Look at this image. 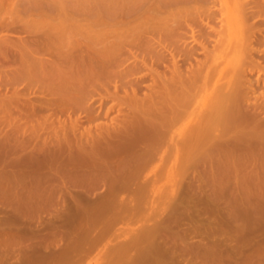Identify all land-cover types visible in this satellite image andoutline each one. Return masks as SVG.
Masks as SVG:
<instances>
[{
    "label": "bare ground",
    "instance_id": "6f19581e",
    "mask_svg": "<svg viewBox=\"0 0 264 264\" xmlns=\"http://www.w3.org/2000/svg\"><path fill=\"white\" fill-rule=\"evenodd\" d=\"M16 1L0 0V39L13 47L11 59L19 61L24 74L57 80L53 86L65 94L56 100L66 109L78 107L89 120L109 114L116 105H121L118 112L124 119L113 132L108 123L82 132L72 116L64 123L59 139L75 148L69 158H83L90 168L110 173L104 181L110 188L109 193L104 191L108 197L100 196L104 199L98 198L101 203L91 208V203L87 207L79 202L78 208L74 204L77 209L72 208L82 216L78 220L71 213L60 221L46 218L30 233L15 235L17 247L6 251L0 264H77L84 251L76 248L78 239L88 249L103 241L107 245L96 264H183L186 259L184 264H247L261 255L264 121L249 115L253 109L244 113L241 103L255 70L257 81L264 85V0H71V6L69 0H57L59 18L53 16L57 25L47 23L44 14L45 24L40 22L42 16L37 19L44 28L20 25L21 30L15 26L18 21H7L5 16V12H17L12 9L22 3ZM28 1L36 6L38 0ZM52 8L47 10L49 16L57 14ZM54 18L48 19L54 22ZM2 42L0 50L5 46ZM40 48L48 50L47 57L34 55ZM201 51L203 58L195 55ZM94 81L102 89L101 101L111 105H89L93 97L82 93ZM32 92L25 94L23 103L34 112ZM118 130L129 137L143 136L145 145L132 148L123 140L128 149L113 156L111 152L119 146L113 148L111 143H122L121 138L112 141ZM33 137L38 140L41 135ZM22 142L27 144L29 139ZM151 162L156 164L146 170ZM190 166H203V176L221 184L214 198L203 201V192L191 193ZM175 175L183 184L166 216H151L130 226L138 208L160 197L158 183ZM171 190L175 192L174 187ZM122 193L130 197L128 202ZM203 220L212 227L214 239L210 243H203V238L188 240L193 233L188 231L190 225L187 230L183 226L188 221L203 232ZM11 226L8 217L0 218V231ZM95 230L102 231L100 236L104 231L109 234L99 238ZM59 240L65 244L56 249Z\"/></svg>",
    "mask_w": 264,
    "mask_h": 264
},
{
    "label": "rangeland",
    "instance_id": "374dc122",
    "mask_svg": "<svg viewBox=\"0 0 264 264\" xmlns=\"http://www.w3.org/2000/svg\"><path fill=\"white\" fill-rule=\"evenodd\" d=\"M27 1L28 0H26V3L29 4V1L28 2ZM38 1L36 6L32 4L33 1L32 2L30 1L31 3L27 6L24 0H17L16 3H22V5L18 4L19 6H16V8L17 7L21 8L23 6V2L24 5L26 4V7H23L22 10L19 9V12L18 9L16 10V8L15 10L14 9L12 10L17 11L20 15L21 14L22 15L20 16L17 12H12V11H10L9 13L8 11L5 12V14L7 13L5 16H7L8 19L6 17L5 18L7 19V21L11 19V21L10 20L9 21L14 23L18 21L15 25L17 26V29H19L18 27H21L20 25H22V27L26 25L28 28L30 26H33L31 28H35L38 25L37 27L42 28L43 27L42 23H44L42 21H45L46 19H47V23L49 22V24L51 23L54 24L57 20V19L55 20L54 17L59 18L57 8L59 7V3H60L59 1L61 0L58 1L59 2L57 5L58 7L56 6L57 3H55L57 2V0L56 1L38 0ZM45 1L49 3L47 2L45 3ZM70 1L71 0H69V2ZM76 1L74 0L73 2ZM62 2L65 1L62 0ZM49 4L52 5L49 6ZM61 4L64 6H68L65 5V3H61ZM69 5L71 6V2ZM29 6L31 7L28 8ZM52 6L55 7L52 8ZM49 8H52V10H50L51 12L56 11L57 14L53 12L54 15L51 14L52 16H49L48 15L49 12L47 11ZM41 10H43L44 12H42ZM34 11L35 12L37 11L36 14L34 13ZM38 11L41 15L38 13ZM30 12H32L33 14L32 13L30 14ZM44 14L48 16V17L46 16V19ZM38 15L39 17L42 16L44 20L40 19ZM20 17H23L24 19L20 20ZM50 17L54 18V22H51L50 21L51 19H48ZM38 18L40 19L42 25L39 24L40 22L37 20ZM13 20H16V22ZM263 20H262L263 24L259 22V24L262 25V28H264ZM49 24L47 25L49 26ZM23 33L25 34V32ZM63 35H68V34L64 33ZM27 40H29V38H27ZM1 42L2 39H0V43ZM3 42L5 41L3 40ZM2 45H5V43H3ZM12 48L13 47L11 46L5 45L4 49L0 50V218L8 217V219H10L13 222V226L7 228L6 231L4 232L0 231V261L5 257L6 251L12 250L17 247L16 245H13V239H15L14 238L15 235H20L23 232L30 233L31 229L35 225H38L41 221H43L46 218L49 219L51 217H56L54 218V220L55 219L59 220L61 219L60 217L64 218V215L67 216V214L70 215L71 213L72 214L71 216L74 218H76L78 215L76 219L78 220L80 213L74 209L78 208L79 202H80V206L82 205L81 202H83V205L86 204L84 206L87 207L91 203L90 204L91 206L89 207L91 208L95 206L94 204H97L98 202L101 203L100 200L101 199L103 200L104 198H101L100 196L108 197L107 194H106L107 196L104 195V193H106L108 190L107 189L108 185L104 181L105 179H109V178H105V176H109L110 173L106 169L105 171H107L109 174L104 172V169H98V171L101 170L99 173L96 169H94V167L90 168L88 166V164L90 165V162L83 158H73V159L69 158L71 152H73L75 148L67 144L63 140L61 141L59 139V137L61 136V131L64 123L70 122V116H72V118L74 119L75 118L77 119L79 130L85 133H88L90 128L92 130L96 129L98 125L97 123H108L112 127L110 128L112 131V129H114L115 125L117 124V122L121 120L122 117H123L122 119H124L123 114L119 115L118 112V109L121 107V105L118 106L116 105L115 107H113V109L110 110L109 114L102 113L95 120H89L87 113L77 109L78 107L74 111L72 109H66L62 107L60 105V102L57 100H59L62 97V95L65 94V92L61 93V91H58V89H56L53 86V84H56V82L58 81L57 80L53 81L51 80V78H47V76L40 74L33 77H29L27 74H24L23 70L20 68L21 65L19 61H13L11 59L14 57V55L13 56L11 55L14 53L11 50ZM196 50L199 51L200 49H196ZM47 52L48 50H46L45 48L44 49L40 48L33 53L34 55L39 57L41 56L47 57ZM197 52L195 55L199 58L200 57L203 58L201 56L203 52L201 51L202 53H200V55ZM257 59H259V56L257 57ZM263 59L264 58L261 59V62L264 63ZM15 68L18 69L17 72H13ZM253 73H254V77L253 74L249 75L250 77H252L251 79L249 77V79L250 80L253 79V82L251 81L252 84L250 80H248V82L246 83V85L249 84V86L253 88L247 86L250 92L247 90L248 94L245 95L247 99L244 97L242 101L244 103H241V108L242 111H244V113L247 112L248 114L253 109L252 111H254L256 115L254 114V112L253 113L251 112L249 115L250 116L253 115L252 117H254L256 120L259 119L264 121V106L262 104L263 100L261 95L262 92L264 91V85L262 83V80H259L260 82L257 81L256 70ZM96 82L98 81L88 82L87 86L84 87V91L82 93L83 95L86 94L87 98L89 96L93 97L91 100L88 99V101H91L89 105H92L93 107H99L102 102H106V101H101L100 92L102 89L98 87L96 88V86L94 85ZM148 82H151V80ZM258 85L262 86L261 88L262 90L260 89L261 86L259 87ZM95 88L96 90H93ZM31 89L35 91L30 94V101L34 104L35 107L34 112L30 111L31 109L28 107L29 105H26L25 102L23 103L25 94L31 91ZM86 97L85 100H87ZM251 102L254 105L253 104L251 105ZM111 103H112L111 101H108L105 103V105H111ZM85 104L87 105V103ZM246 104L247 105L250 104L251 106L249 105L248 107L246 106ZM261 104L262 107L260 108ZM244 107H247V111H245L246 109H244ZM260 117L262 118L260 119ZM117 127L119 126L117 125ZM118 131L120 132V130ZM118 131H116L118 134L114 132L117 136V139L116 137H114L115 134L113 133L114 136H112V138L115 139L112 141L115 142L116 140L117 142H120V138H121L122 143L121 142H120L121 144L120 143L115 144L116 142L111 143L112 144L111 146H113V148L119 146V150L117 147L115 151L111 152L112 155L115 152H116V156L117 153L122 154V152H124L123 150L126 151L128 149L126 148L128 143H131L128 144V146L132 148L133 147L135 148L137 146L142 147L145 145L144 141H141V138L142 140H145L143 136L140 137V135L135 133L136 134L135 135L136 140H135L133 136L134 133L130 134L131 137L130 138L128 135L129 133L126 135L125 134L126 132L124 130H123V132H125L124 134L128 137H124L125 135L123 134V132L122 133L120 132L121 133L120 134ZM37 134L41 135V138L38 140L33 137V135L37 136ZM123 137L126 139H124ZM23 138L29 139V142L27 144H24L22 142ZM123 140L125 142L128 141L125 147L123 146L125 145V142ZM142 143H144V145ZM109 144L110 143L108 142V145ZM155 164L156 162H151L146 170L150 169ZM197 169H195L193 166H190L188 169L189 172L191 173L188 174L189 180H187L189 182L190 190H193L191 191V193L203 192V201L205 200V198H214L216 195L215 191L220 190L221 184L213 177L203 176V166ZM94 170L97 172H94ZM198 171L201 172V177L198 175L199 173ZM98 173L100 177L96 175ZM196 174L198 177L196 176ZM96 176L99 178H97ZM38 178L41 179L39 182H36ZM106 181L108 183L109 180ZM182 184H183V180H181L180 175H175L173 178H170L167 181H160L158 183V188H160L161 191L160 197L152 205L149 206L143 205L141 208H138L134 213L133 219L130 221L129 225L132 227L136 226L139 223L147 221V219L151 218V216L154 218L155 217L159 218L160 216L163 215L162 217H165L170 209L171 203L177 197L176 193L180 191ZM172 187L175 188V192L173 193L171 190ZM37 189L38 191H36ZM105 190L106 192H104ZM120 196L121 198L124 199V202H128L130 200V197L125 193H122ZM74 204L77 205L76 206L77 208H74L75 207ZM72 206L74 209L72 208ZM68 208L70 212L68 211ZM62 209L64 210V212L66 210V214H61L60 216V213H64ZM80 217L82 218V216ZM186 223L189 224L188 225L185 224L186 226L184 225L183 228L186 227L187 230L188 228L187 226L190 225L189 228L191 230L188 231H191V233H193L192 235H190V232L188 233V237L189 235L191 237V238L189 237L188 240L191 239L190 241H194L197 239L198 241V239L200 240L201 238H203V243L207 241H209L210 243V240L214 239V237L210 235L212 227H210V224L207 220H203V232L201 230L202 233L198 230L193 229L192 223L188 221ZM126 225L124 226L127 228L128 225L127 226ZM96 233L99 235V238L107 237L106 236L107 231L103 232L104 237L102 235L103 233L101 234L102 237L100 236V233H98V231H96ZM97 234L94 233V235ZM63 243L64 240L57 241L56 243L57 245H55L54 248L56 249L59 248ZM75 243L77 246L76 248H80L81 250H84L82 252L83 256L80 258L77 264H96L97 263L96 261L103 255V253L107 248V245L104 244V241L99 245H95L94 247H91L89 249L86 248V244L82 242V239H78ZM226 245L227 244H225V246ZM187 260L189 259H186V261L183 260V264L184 262L187 263ZM190 262L191 260L188 261V263ZM247 264H264V252L261 255L252 259Z\"/></svg>",
    "mask_w": 264,
    "mask_h": 264
}]
</instances>
